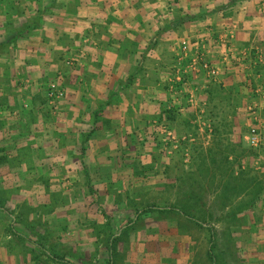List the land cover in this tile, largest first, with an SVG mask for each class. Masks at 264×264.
<instances>
[{
	"label": "crops",
	"instance_id": "1",
	"mask_svg": "<svg viewBox=\"0 0 264 264\" xmlns=\"http://www.w3.org/2000/svg\"><path fill=\"white\" fill-rule=\"evenodd\" d=\"M260 5L264 0H0V264H112V233L96 246L93 225L105 216L123 225L132 215L125 199L154 175L147 169L155 154L152 120L185 104L181 91L176 100L168 88L178 40L205 35L206 58L221 66L214 79L183 74L191 93L203 90L199 107L208 96L231 107L250 94L256 100L264 95V63L249 61L250 51L244 61L222 59L218 38L229 32L227 47L236 53L264 50ZM49 79L64 87L55 107L45 96ZM249 159L242 156V166ZM73 163L70 195L57 180ZM178 240L179 247L152 244L155 262H183L189 238ZM141 244L123 264L146 260L149 247Z\"/></svg>",
	"mask_w": 264,
	"mask_h": 264
},
{
	"label": "rangeland",
	"instance_id": "2",
	"mask_svg": "<svg viewBox=\"0 0 264 264\" xmlns=\"http://www.w3.org/2000/svg\"><path fill=\"white\" fill-rule=\"evenodd\" d=\"M263 7L260 5L258 8L263 9ZM231 21L233 20L227 21L228 23L224 29H227L231 25L229 24ZM228 33L227 31H223L219 36L221 39H227ZM220 38L218 40L221 45L224 42ZM182 39L187 41L185 51L182 50L180 44ZM193 41L194 43H192ZM205 41L207 42L205 35L201 36L197 42L188 36H182L178 40L175 49V65L171 67V73L173 74L176 68H178L177 73L180 72V80L182 81L172 77L174 80L169 81L168 88L169 93L173 94L176 100L181 93L182 97H184L183 102L185 104L182 105L183 107H166L167 112L164 113L166 116L165 119L157 118L152 120L150 128L152 140L148 146L155 154L151 157L152 160L148 164L147 169L154 175L144 177L141 185L134 186L131 195H128L125 199V208H129L132 215H129L123 225L116 221H108L106 216L105 218L107 220L93 225L96 229L94 232L96 246L106 240L109 232L113 233V231H118L120 228L118 232L119 238L114 242L112 264H123L127 251L134 246L136 247V245L140 248L141 243L145 242V240L147 247H149L147 251L146 247L144 249L147 252L145 255L146 260L143 262L140 257L139 259L137 257L135 261L141 262L142 264H162L161 262L165 260L161 259V261L155 262L153 259L152 244L155 245L154 247L159 248L161 242L162 244L168 242L175 243V241H179L178 239L181 235H186L189 240L185 245L186 250L183 251V254L187 257L183 259V262H179V264H212L207 253L209 231L197 225L187 215L174 209H169L168 211H145L136 216L135 214L136 210L142 209L147 205H155L159 208L170 207L176 201L178 195H180L178 193L181 190L179 186L181 185L183 190H187L189 189L188 183L190 182L191 185L193 179H197V185H199V182L201 184L211 182L210 166L208 161H202L203 158L201 157L205 156L207 148L212 145L214 146L216 142L231 146L238 142L241 148L249 149L250 151L246 153V156L251 158V160H247L246 165L243 166L241 163L242 156L237 157L233 153H230L228 158L231 161L235 157L240 161L239 167L236 162L231 166L236 173L249 171L248 178L254 177V182L262 177L261 174L264 172V145L255 148L252 147L253 152L256 153V156H254L251 152V146L247 144L245 139V135L250 130L252 124L247 105L254 100L248 98L242 103L240 100L234 101L231 107L218 103L213 104L211 97L208 96L207 100L204 98L207 102L206 107H199L198 103L200 101L198 94H202L203 90H199L197 93L192 91V94L188 89L191 86V79L186 78L183 80V74L190 73L183 70V65L186 64L191 53L197 50L201 51L203 53L201 55L203 61L209 64H215L206 58L208 44L206 45ZM235 51L236 49L231 48L230 55H236ZM241 51L245 53L243 57H246V52L250 51L249 61H253V56H255V60L258 59L264 63V50L261 47L255 46L249 48V50L241 49ZM70 60L72 61L73 58L70 57L66 61L71 64ZM202 74L211 78L202 68L195 70L192 78L198 79ZM50 81L54 80L49 79L45 83V96L50 101L52 107H55L54 105L58 103L57 99L62 96L50 97L48 95V83ZM55 82L59 83L60 81L55 80ZM176 82L181 83L180 88L178 87L176 89ZM193 85L192 89L194 87L196 88V84L193 83ZM258 85L260 86L261 82ZM59 88L64 93V87L59 86ZM178 91L181 92L178 93ZM256 100H259L263 104L264 95L257 96ZM23 105L24 107H29L30 104L28 101H25ZM193 105L196 107H193ZM215 129L216 133L214 132ZM197 155L200 158L193 161L192 157H197ZM256 165H258L257 168H255ZM75 166L74 163L70 164L65 169V173L60 175L57 180L61 189L70 195L76 192L73 190L77 175V168ZM222 168H226V170L217 169V174L213 180L214 183L211 186L214 190H207L208 192L203 193L204 197L199 201V204L204 201L212 212V217L209 219L207 217V221L213 223L217 229L216 242L218 246L216 251L220 256V263L264 264V191L259 194L252 206L238 209L236 215L230 214L231 209L240 208L242 203L247 201L250 196H247L244 192L246 190L250 191L255 183L247 178L246 180L251 183L246 184L247 188L239 196L232 199L230 204L225 206L224 200L216 192L219 191V188L223 185V181L227 178V165ZM243 174L247 176V173ZM243 180L245 181V178ZM16 216L21 217L19 212H17ZM115 227H117L116 230H113ZM137 231L142 232L140 237H136ZM160 235H166L168 240H163L164 238ZM177 245L179 247L180 243L177 242Z\"/></svg>",
	"mask_w": 264,
	"mask_h": 264
},
{
	"label": "trees",
	"instance_id": "3",
	"mask_svg": "<svg viewBox=\"0 0 264 264\" xmlns=\"http://www.w3.org/2000/svg\"><path fill=\"white\" fill-rule=\"evenodd\" d=\"M235 1L236 0H231V3ZM251 96H252L251 94L248 95V98L251 99ZM214 132L216 133V129L214 130ZM251 149H252L251 150L252 154L256 156V153L253 152L252 147ZM249 151L250 150L247 148L246 149L244 147L241 148L238 142L235 145L232 144V146L229 144L226 145L220 142H216L214 146L212 145L208 147L205 153L206 155L201 157L203 158L202 161L207 160L210 166L209 168L210 179H212V181L209 183H206L208 185L201 184L200 182H199V185H197L196 183L197 179H193L192 180L193 183L191 185H190V182L188 183L189 189L183 190L181 185L179 186V188H181V190H179L178 192L180 195H178L176 201L172 203L170 207L159 208V207H156L155 205H147L146 207L142 209L136 210L135 216L137 214H140L141 212L153 211V210H157V211L167 210L168 211L169 209H174V210H178L182 212L183 214L187 215L190 219H192L197 225L209 231V235H208L209 246L207 249L208 256L212 264H221L220 256L218 255L216 251V248L218 246V243L216 242V234H217L216 230L217 229L214 227L213 223H210L209 221H207V217L208 219L212 217V212L210 211L209 207L204 201H202V203L200 204H199V201L201 198L204 197L203 193H206L208 192L207 190L212 189L211 186L214 183L213 180H214L215 175L217 174L216 173L217 169L226 170V168H222L223 166H226V165H227V172H226L227 178L223 181V185H221V188H219V191H216V192L218 196L221 197L222 200H224L225 206H227V204H230L232 199L239 196V194H241L243 190L247 188L246 184L250 182L246 180L250 172L249 171L243 172V173H247V176L241 172L239 173L234 172V169L232 168L231 165H233V163L236 162V164L239 167L240 161L236 157L231 161L228 158V156L230 153H233L234 156H237V157L246 156L247 155L246 153L247 152L249 153ZM198 156L199 155H197V157L195 156L192 157V160L194 161L197 158H200ZM248 170H250V168H248ZM261 176L262 177L256 180L255 182H254L255 180L254 177L248 178V179H251V181L255 183V185H253L250 191L246 190L244 192V194L250 197L247 199V201L242 203L240 208L231 209L230 214L236 215V211L238 209L240 210L243 207L252 206L254 201L258 198L259 194L264 191V172L261 174ZM244 178H245V181L243 180ZM118 238H119V234L118 235L114 233L111 234V238L109 240L110 242L109 244H107V248L109 250L111 249L112 251V248H114V242H116ZM110 260H112L111 256L109 258V261Z\"/></svg>",
	"mask_w": 264,
	"mask_h": 264
},
{
	"label": "built area",
	"instance_id": "4",
	"mask_svg": "<svg viewBox=\"0 0 264 264\" xmlns=\"http://www.w3.org/2000/svg\"><path fill=\"white\" fill-rule=\"evenodd\" d=\"M223 42H224L223 45H225L226 50L229 49L226 52H224L222 55V59L226 60L230 54L231 48L227 47L228 44L226 43L227 42L226 38L223 39ZM180 44L182 50L185 51L187 47V41L185 39H182L180 41ZM244 54L245 53L241 51L239 53H236V55H234L233 58L236 57V60L238 59L243 60ZM201 55H203V53L198 50L195 51L194 53H191V55H189L188 61L186 62V64L183 65L184 66L183 70L193 73L198 68H202L205 70L206 74L209 77L211 78L216 77L220 72L221 66L216 64H209L208 62L203 61ZM175 77L174 78L176 80H180L179 73H176ZM256 91L260 92L261 91L260 87L257 88ZM47 93L50 97H60L63 95L62 89L59 88L58 84L55 81H50L48 83ZM247 110L250 114L252 124L250 126V130L245 135L246 142L251 147L262 146L264 145V117L261 115L262 114L261 111L264 110V103L262 104L259 100H254L247 105Z\"/></svg>",
	"mask_w": 264,
	"mask_h": 264
}]
</instances>
